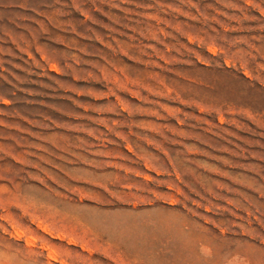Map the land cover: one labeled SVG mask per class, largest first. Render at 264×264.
<instances>
[{
  "label": "rangeland",
  "instance_id": "rangeland-1",
  "mask_svg": "<svg viewBox=\"0 0 264 264\" xmlns=\"http://www.w3.org/2000/svg\"><path fill=\"white\" fill-rule=\"evenodd\" d=\"M0 264H264V0H0Z\"/></svg>",
  "mask_w": 264,
  "mask_h": 264
}]
</instances>
